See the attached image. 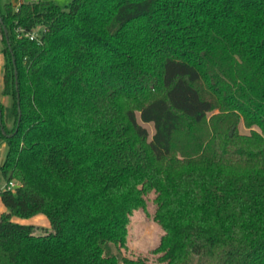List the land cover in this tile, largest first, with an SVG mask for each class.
<instances>
[{"label":"trees","instance_id":"obj_1","mask_svg":"<svg viewBox=\"0 0 264 264\" xmlns=\"http://www.w3.org/2000/svg\"><path fill=\"white\" fill-rule=\"evenodd\" d=\"M0 37V264H148L151 192L164 264H264V0L22 1Z\"/></svg>","mask_w":264,"mask_h":264},{"label":"rangeland","instance_id":"obj_2","mask_svg":"<svg viewBox=\"0 0 264 264\" xmlns=\"http://www.w3.org/2000/svg\"><path fill=\"white\" fill-rule=\"evenodd\" d=\"M32 2L36 0H0V10L6 11L7 5L11 4L16 8L21 2ZM62 8H66L72 0H51ZM4 119L6 125L12 129L15 126V116L13 109V98L6 96L3 101ZM149 131L150 137L154 133V126L152 123H142ZM241 132H248L243 123L240 125ZM156 194L151 192L146 196L145 203L131 202L133 212L131 222L128 226V235L126 247L121 249L123 255L130 258L143 257L146 258L148 264H164L165 254L170 247V242L167 240L166 232L155 221L154 214L157 208L155 202ZM43 216L50 225V221L44 214ZM39 225V224H36ZM45 226V225H39ZM113 252L117 253V247L113 246ZM197 261V260H196Z\"/></svg>","mask_w":264,"mask_h":264},{"label":"crops","instance_id":"obj_3","mask_svg":"<svg viewBox=\"0 0 264 264\" xmlns=\"http://www.w3.org/2000/svg\"><path fill=\"white\" fill-rule=\"evenodd\" d=\"M2 50H3V43L0 37V100L3 102L6 96H9V95H5L3 93L4 91V77H3L4 59H3ZM8 149H9L8 141L5 138H3L2 135L0 134V191L3 190L6 186V179L2 174L1 167L6 160ZM4 211H6V206L4 205L1 195H0V215ZM14 220L21 222V223H27V224L33 223V224H39V225L41 224V225H45L46 227L50 226L48 221H46V219L40 215H36L29 219H21V218L15 217Z\"/></svg>","mask_w":264,"mask_h":264},{"label":"built area","instance_id":"obj_4","mask_svg":"<svg viewBox=\"0 0 264 264\" xmlns=\"http://www.w3.org/2000/svg\"><path fill=\"white\" fill-rule=\"evenodd\" d=\"M37 33L33 32V33H26L25 36L29 37L30 39H35L37 37ZM17 185L16 181H11L10 183L6 184L4 189H14Z\"/></svg>","mask_w":264,"mask_h":264},{"label":"water","instance_id":"obj_5","mask_svg":"<svg viewBox=\"0 0 264 264\" xmlns=\"http://www.w3.org/2000/svg\"><path fill=\"white\" fill-rule=\"evenodd\" d=\"M5 32L7 33V29L5 28ZM20 109V108H19Z\"/></svg>","mask_w":264,"mask_h":264}]
</instances>
